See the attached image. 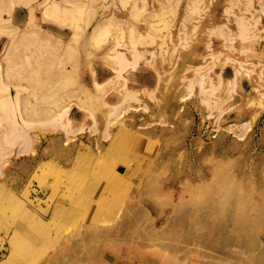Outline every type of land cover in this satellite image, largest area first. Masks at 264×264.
<instances>
[{"label": "rangeland", "instance_id": "obj_1", "mask_svg": "<svg viewBox=\"0 0 264 264\" xmlns=\"http://www.w3.org/2000/svg\"><path fill=\"white\" fill-rule=\"evenodd\" d=\"M38 1L0 0V264H264V0Z\"/></svg>", "mask_w": 264, "mask_h": 264}, {"label": "bare ground", "instance_id": "obj_2", "mask_svg": "<svg viewBox=\"0 0 264 264\" xmlns=\"http://www.w3.org/2000/svg\"><path fill=\"white\" fill-rule=\"evenodd\" d=\"M54 2H56V1H54ZM57 4H58L57 11L61 12V15L65 16V17L61 16L64 19V21H61L60 23L56 22L57 23L56 25L59 28H61V29H69V30H71V32H73V29H74V25H72L73 22L72 21L69 22L67 19L68 18H72V17H74L76 15V14H74L72 16H69L77 8V6L79 4V1H75V0H61V3L57 2ZM44 5H45V1L41 0V1L36 2L35 4L26 6L28 11H29V19H30V21H32L34 19L36 8H38V7H42L43 8ZM47 7H46V9H48ZM8 11H12V10H8ZM9 14H11V12ZM111 15H116V14H114V12L111 11L110 15L102 13V14H99L98 16H96V18L94 19V21H93V23H92V25L90 27V28H92L91 31H90V35H91L92 38H96V37H98L99 34H105L106 32L111 31V28L110 29H108V28H109L110 25L113 24V21H115V18H116V17L111 16ZM7 21H8V19H6L0 13V23L3 24L4 22H6L5 24L7 25V23L9 22V21L8 22ZM240 25L242 26V27L240 26L242 31L245 32V30L248 29L247 28L248 26L246 25L245 21H241ZM26 27L27 26H25V29H26ZM38 32L41 33V34L45 33L46 34V36H45L46 39L57 38V39L63 40L62 39L63 35H60V34L55 35L52 32H50L49 30L42 28L41 26H40V28H38ZM108 51L109 52L107 54L109 56L113 57V59L115 61V66H112V68L114 70L113 76H119V68L125 63L126 56H125V54H124V52L122 50H120V49H118L116 47V44H113L108 49ZM5 53H7V51ZM5 55H7V54H5ZM68 73L71 74L70 70L67 71V74ZM95 85H96V87H101L103 85V82L101 83L99 81H95ZM58 117H59V115L57 114L55 116V118H58ZM64 126H66V125H64ZM2 153H3V147L0 149V157L2 156Z\"/></svg>", "mask_w": 264, "mask_h": 264}]
</instances>
